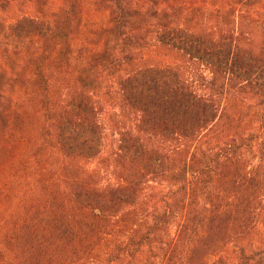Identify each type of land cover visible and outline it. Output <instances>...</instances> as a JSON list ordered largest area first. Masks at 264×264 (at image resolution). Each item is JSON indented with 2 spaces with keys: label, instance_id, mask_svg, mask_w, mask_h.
Masks as SVG:
<instances>
[{
  "label": "trees",
  "instance_id": "trees-1",
  "mask_svg": "<svg viewBox=\"0 0 264 264\" xmlns=\"http://www.w3.org/2000/svg\"><path fill=\"white\" fill-rule=\"evenodd\" d=\"M177 1L185 7L172 6L175 19L160 9L151 21L141 15L144 1L94 0L106 22L80 19L91 31L77 55L44 48V139L2 235L14 264H115L112 258L141 256L143 241L156 244L147 250L156 248V260L148 259L155 264H211L209 257L223 259L229 249L236 259L249 247L244 242H264V111L253 129L231 94L264 95V0H208L205 7ZM123 18L134 28L150 24L154 52L169 63L135 57L118 77L120 111L134 123L118 130L117 183L100 186V172L87 166L103 143L100 85L88 66L101 57L94 46ZM44 38L66 35L44 20ZM194 64L210 77L193 76ZM53 88L63 92L56 100ZM153 181L179 187L163 194L164 208L139 206ZM172 223L175 234L166 240Z\"/></svg>",
  "mask_w": 264,
  "mask_h": 264
},
{
  "label": "rangeland",
  "instance_id": "rangeland-1",
  "mask_svg": "<svg viewBox=\"0 0 264 264\" xmlns=\"http://www.w3.org/2000/svg\"><path fill=\"white\" fill-rule=\"evenodd\" d=\"M93 1L0 0V264L15 263L8 243L6 244L2 237L4 225L17 210L16 196L23 198L29 188L32 179L30 176L33 149L44 139V132L41 129L44 117L38 119L41 113L44 114V48L59 50L65 47V51L69 52L65 57L77 55L82 39L85 35L89 37L88 33L91 31L89 27L83 24L81 26L80 19L86 24L96 22L103 25L106 22L105 15L99 13L100 10L92 5ZM133 1L146 2L141 15L151 21L156 19L151 14L157 15L156 11L160 9L170 12L175 19L177 13L174 14L172 6L185 7L177 0ZM207 2L208 0H188L186 3L205 7ZM123 19L126 23L118 24L116 33L108 35L107 40H103V44L99 41L97 46H94L99 53L101 52V57L92 60L93 65L88 66L89 72L100 85L95 99L99 110L103 143L100 153L89 160L87 166L100 172L98 182L100 186L117 183L113 173V159L119 144L118 130L121 127H132L134 123L132 114H122L120 111L118 77L125 73L126 63L135 57L152 54L155 58L161 59L163 64L169 63V58L154 52L155 47L152 42L154 29L150 24L145 26L144 22H140L134 28L131 19ZM44 20L53 23L58 37L66 35V38H57L54 41L44 38ZM192 69L193 76L202 74L207 78L210 77L207 68H197L194 64ZM60 93L63 92L53 88L51 98L58 99ZM231 94L236 96L233 95L239 107L243 109L245 117L252 119L253 129H257L261 124V113L264 111V95H244L241 92ZM250 133L255 134L253 131ZM258 143L259 139L252 142L254 146ZM255 163L256 161L252 164ZM149 185L141 193L139 206L143 205L151 209L164 208L168 196L163 194L169 195L179 190L178 185L174 187L154 181ZM4 196L6 200H1ZM172 224L165 234L166 240L175 234L176 226ZM244 243L249 247L246 246L241 251L237 250L239 253L236 259L231 257L233 254L229 249L223 253V259L216 256L209 257L210 263L248 264L250 261L264 259V242H257L254 248L249 241ZM142 244L144 246L141 256L132 255L127 261L112 258L111 261L115 264H155L148 259L156 260V248L151 252L147 250L150 249L149 245L156 247V244L148 241H143ZM130 248L131 251L135 249L133 246ZM115 253L118 255L122 251ZM162 253L161 251L160 254ZM240 257L248 260L245 261ZM103 260L105 259L100 258L98 263L92 261L87 264H105Z\"/></svg>",
  "mask_w": 264,
  "mask_h": 264
}]
</instances>
